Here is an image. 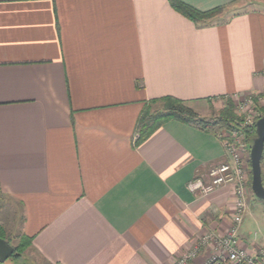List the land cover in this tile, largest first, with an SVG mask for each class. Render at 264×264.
<instances>
[{
	"label": "crops",
	"instance_id": "0c3cea01",
	"mask_svg": "<svg viewBox=\"0 0 264 264\" xmlns=\"http://www.w3.org/2000/svg\"><path fill=\"white\" fill-rule=\"evenodd\" d=\"M182 1L232 9L200 26L169 0H0V195L48 264H173L230 224L231 185L186 186L224 158V128L168 119L136 145L135 124L164 95L209 116L264 92V0Z\"/></svg>",
	"mask_w": 264,
	"mask_h": 264
},
{
	"label": "built area",
	"instance_id": "2783aa9c",
	"mask_svg": "<svg viewBox=\"0 0 264 264\" xmlns=\"http://www.w3.org/2000/svg\"><path fill=\"white\" fill-rule=\"evenodd\" d=\"M264 96L248 92L236 97L237 124L224 128L220 138L224 147V158L208 164L187 181L188 190L194 195H207L220 186L229 184L233 191V214L223 234L207 231L187 250L180 253L173 264H190L202 249L208 254L201 264H264L263 242L248 252L238 241L239 229L247 209L248 159L250 146L245 139L244 128L255 123L260 116L259 106ZM264 158V151H263Z\"/></svg>",
	"mask_w": 264,
	"mask_h": 264
},
{
	"label": "trees",
	"instance_id": "16d2710c",
	"mask_svg": "<svg viewBox=\"0 0 264 264\" xmlns=\"http://www.w3.org/2000/svg\"><path fill=\"white\" fill-rule=\"evenodd\" d=\"M170 5L183 16L187 17L198 25H209L215 14L222 11L224 6H215L207 10H199L182 0H169ZM264 95V92L261 93ZM264 111V106L261 107L260 115ZM234 114V101L231 98H226L223 107L214 116H204L193 108L187 106L184 101L172 95H164L157 98H152L145 102L140 113L138 114L135 124V140L134 143L140 144L146 140L150 135L157 130L168 119H177L188 124L198 125L202 128H213L218 125L223 128H232L238 123ZM245 139L247 143L251 144L255 136V123L244 128ZM263 164V155L261 158V166ZM248 182L247 186L250 188L251 183V169L250 159H248ZM262 182L263 170H262ZM0 237L5 238L4 229L0 225ZM20 242L15 246L14 252L10 255L16 257L19 251L24 250L27 245L31 243V236L22 235ZM1 263V262H0Z\"/></svg>",
	"mask_w": 264,
	"mask_h": 264
},
{
	"label": "rangeland",
	"instance_id": "374dc122",
	"mask_svg": "<svg viewBox=\"0 0 264 264\" xmlns=\"http://www.w3.org/2000/svg\"><path fill=\"white\" fill-rule=\"evenodd\" d=\"M245 6L246 4L241 6L240 8L235 7V9H243ZM231 9L232 8L222 9V11L215 14L212 19L218 18V16L221 15H224L225 17L227 11H230ZM223 102H225V98L223 99ZM262 106H264V104L259 106V112H261ZM235 110H236V100L234 101V114L236 115ZM210 112H211L210 116H214L217 114L218 111L212 110ZM261 167L263 170V164ZM248 176H249V172H248ZM249 193L256 202V204L253 201L250 203L249 206L250 215L246 217L247 218L246 228L249 229L251 235L250 238H252L254 233L259 231L260 234V232L263 231V230L260 231L258 229V226L255 222H259L261 224V227H263L262 224H264V202L260 198L256 197L251 189H249ZM14 202L15 201L12 200L11 198L4 196L2 197L0 195V225L4 229V234H5L4 239H6L15 249V246L20 242L21 237L17 238L16 237L17 235H15L16 234L15 232L17 231L18 221L20 219V209L19 206L14 205ZM29 246L30 245H27V247H25L24 250L19 251L18 256L16 257L10 256L0 264H48L36 252L30 250Z\"/></svg>",
	"mask_w": 264,
	"mask_h": 264
},
{
	"label": "water",
	"instance_id": "95a60500",
	"mask_svg": "<svg viewBox=\"0 0 264 264\" xmlns=\"http://www.w3.org/2000/svg\"><path fill=\"white\" fill-rule=\"evenodd\" d=\"M256 134L252 139L249 151L251 183L250 188L256 197L264 202V185L262 182L261 158L264 151V111L255 121ZM14 252V247L4 238L0 237V262Z\"/></svg>",
	"mask_w": 264,
	"mask_h": 264
}]
</instances>
